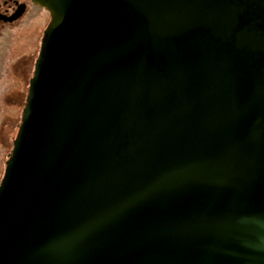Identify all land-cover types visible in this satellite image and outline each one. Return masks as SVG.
I'll list each match as a JSON object with an SVG mask.
<instances>
[{"label":"water","instance_id":"obj_1","mask_svg":"<svg viewBox=\"0 0 264 264\" xmlns=\"http://www.w3.org/2000/svg\"><path fill=\"white\" fill-rule=\"evenodd\" d=\"M30 1L0 264H264V0Z\"/></svg>","mask_w":264,"mask_h":264},{"label":"rangeland","instance_id":"obj_2","mask_svg":"<svg viewBox=\"0 0 264 264\" xmlns=\"http://www.w3.org/2000/svg\"><path fill=\"white\" fill-rule=\"evenodd\" d=\"M31 3V2H30ZM48 11L44 8L30 4L29 12L21 21L6 25L0 32V94L5 88L10 86V75L17 74L19 69L15 63L8 64L11 56L19 55L20 58L31 56L35 62L40 45V40L45 36V32L50 23ZM8 70V71H7ZM7 71V72H6ZM18 90H21L19 86ZM1 96V95H0ZM6 151H0V177L3 172Z\"/></svg>","mask_w":264,"mask_h":264},{"label":"trees","instance_id":"obj_3","mask_svg":"<svg viewBox=\"0 0 264 264\" xmlns=\"http://www.w3.org/2000/svg\"><path fill=\"white\" fill-rule=\"evenodd\" d=\"M42 40H40L38 48L39 54L37 55L36 60L40 57ZM18 57L19 55L11 56L8 64L15 63L22 69H19L17 74H9L11 84L0 94V151L2 153L6 151V158H4L5 164L0 177V182L5 173L6 161L12 153L15 140L23 121L24 112L28 104L31 79L37 65V61L35 62V58L32 60L31 56L20 59ZM18 86L21 90L17 89Z\"/></svg>","mask_w":264,"mask_h":264},{"label":"flooded vegetation","instance_id":"obj_4","mask_svg":"<svg viewBox=\"0 0 264 264\" xmlns=\"http://www.w3.org/2000/svg\"><path fill=\"white\" fill-rule=\"evenodd\" d=\"M30 0H0V32L3 29V27H6V25L13 24L17 21H21L23 17L29 12L30 7ZM23 4H25L23 13L14 21L8 22L3 20V16H8L11 13H13L17 7H23ZM48 19H50L49 13Z\"/></svg>","mask_w":264,"mask_h":264},{"label":"crops","instance_id":"obj_5","mask_svg":"<svg viewBox=\"0 0 264 264\" xmlns=\"http://www.w3.org/2000/svg\"><path fill=\"white\" fill-rule=\"evenodd\" d=\"M36 6V5H35ZM40 7V6H39Z\"/></svg>","mask_w":264,"mask_h":264}]
</instances>
